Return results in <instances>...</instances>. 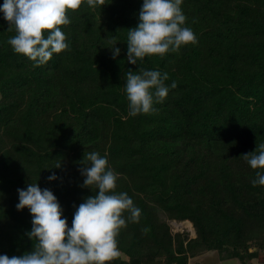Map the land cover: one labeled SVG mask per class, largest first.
<instances>
[{
	"label": "trees",
	"instance_id": "trees-1",
	"mask_svg": "<svg viewBox=\"0 0 264 264\" xmlns=\"http://www.w3.org/2000/svg\"><path fill=\"white\" fill-rule=\"evenodd\" d=\"M143 2L69 11V48L40 67L12 50L0 11V255L34 250L33 216L17 209L30 183L53 192L72 226L96 194L83 187L88 152L108 160L116 192L141 209L109 264H188L209 251L254 264L264 254V186L252 184L264 170L243 158L264 143V0H183L197 42L133 65L127 33ZM140 69L167 73L169 93L154 112L130 116L126 75ZM172 222H189L195 236Z\"/></svg>",
	"mask_w": 264,
	"mask_h": 264
},
{
	"label": "clouds",
	"instance_id": "clouds-1",
	"mask_svg": "<svg viewBox=\"0 0 264 264\" xmlns=\"http://www.w3.org/2000/svg\"><path fill=\"white\" fill-rule=\"evenodd\" d=\"M85 3L95 10L106 0H4L0 11L10 24L8 31L15 32L8 44L16 54L31 60L34 67L46 65L54 53L69 48L61 26L71 23L69 11L76 12ZM182 3L183 0H144L140 23L127 33V59L131 64L145 57L163 58L197 42L192 29L186 26ZM109 44L115 59L120 54L117 41L112 38ZM168 79L167 73L158 70L129 71L125 84L129 115L154 112V103H163L168 96ZM176 87L173 82L171 88ZM243 158L252 169L264 170V143ZM81 164V173L86 177L83 187L92 188L96 194L79 205L70 228L52 191L42 190L38 183L28 184L26 191L18 190L17 209L27 207L33 216V229L28 235L35 241L34 250L11 258L0 255V264H109L120 255L117 237L128 222L139 223L141 209L126 192H116L118 177L108 168L105 157L88 152ZM56 178L53 174L49 180ZM252 184L264 186V171L256 172Z\"/></svg>",
	"mask_w": 264,
	"mask_h": 264
},
{
	"label": "crops",
	"instance_id": "crops-1",
	"mask_svg": "<svg viewBox=\"0 0 264 264\" xmlns=\"http://www.w3.org/2000/svg\"><path fill=\"white\" fill-rule=\"evenodd\" d=\"M235 260L239 261L238 259L221 260L216 251H209L197 257L191 258L188 264H222L224 262H234ZM252 262L254 264H264V254H260L259 257L252 260ZM238 263L241 264L240 261L237 262V264Z\"/></svg>",
	"mask_w": 264,
	"mask_h": 264
},
{
	"label": "rangeland",
	"instance_id": "rangeland-1",
	"mask_svg": "<svg viewBox=\"0 0 264 264\" xmlns=\"http://www.w3.org/2000/svg\"><path fill=\"white\" fill-rule=\"evenodd\" d=\"M171 226H172V228H173V230L175 232H177V231H180V232L185 231V232H188L190 234V236H195V232H194L192 226L187 225V222H182V223L172 222ZM235 261L234 262H224L222 264H225V263L226 264H233V263L237 264V262H239L237 260H235Z\"/></svg>",
	"mask_w": 264,
	"mask_h": 264
},
{
	"label": "bare ground",
	"instance_id": "bare-ground-1",
	"mask_svg": "<svg viewBox=\"0 0 264 264\" xmlns=\"http://www.w3.org/2000/svg\"><path fill=\"white\" fill-rule=\"evenodd\" d=\"M187 225H189V222H187Z\"/></svg>",
	"mask_w": 264,
	"mask_h": 264
}]
</instances>
